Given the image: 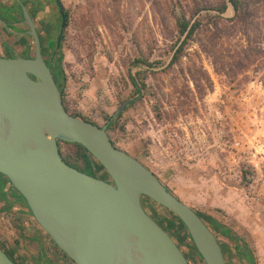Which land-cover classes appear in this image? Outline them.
Returning a JSON list of instances; mask_svg holds the SVG:
<instances>
[{
  "label": "rangeland",
  "instance_id": "rangeland-1",
  "mask_svg": "<svg viewBox=\"0 0 264 264\" xmlns=\"http://www.w3.org/2000/svg\"><path fill=\"white\" fill-rule=\"evenodd\" d=\"M60 1L67 21L54 56L61 55L66 77V109L107 124L117 147L207 220L220 216L214 200L245 198L247 235L263 246L264 0H239L238 12L228 0ZM182 19L199 23L186 39ZM127 99L130 104L110 119ZM59 148L70 163L83 166L77 144L61 141ZM79 169L108 178L97 164V172ZM0 182L14 192L2 175ZM142 202L161 226L172 217L150 198ZM170 235L192 264H204L179 221ZM217 237L227 264H247L227 237ZM50 240L25 206L14 203L0 213V244L17 263L46 264L60 255Z\"/></svg>",
  "mask_w": 264,
  "mask_h": 264
},
{
  "label": "water",
  "instance_id": "water-1",
  "mask_svg": "<svg viewBox=\"0 0 264 264\" xmlns=\"http://www.w3.org/2000/svg\"><path fill=\"white\" fill-rule=\"evenodd\" d=\"M55 1L61 18L58 46L67 14ZM21 11L33 54L0 55V175L24 197L35 221L75 264H189L168 231L144 209L146 196L180 219L205 264H227L204 219L152 170L117 147L107 124L65 108L23 4ZM131 101L120 103L110 119ZM59 140L81 144L108 178L66 162ZM0 264L18 263L0 247Z\"/></svg>",
  "mask_w": 264,
  "mask_h": 264
},
{
  "label": "trees",
  "instance_id": "trees-1",
  "mask_svg": "<svg viewBox=\"0 0 264 264\" xmlns=\"http://www.w3.org/2000/svg\"><path fill=\"white\" fill-rule=\"evenodd\" d=\"M228 1L231 3V5H232L233 9L235 10V12H238L239 9H240V7H239V2L240 1L239 0H228ZM224 9H225V4H223L219 8V12L223 11ZM198 25H199L198 21L193 22V24H189V21L187 19H182V20L179 21V30H180V33L181 34H184L185 33V39L186 38H189L193 34L194 30L196 29V27ZM183 42H184V40L175 49V51H174V53L172 55L171 60H175L177 58L178 53L182 49V43ZM60 45H61V43L58 46H56V48H54L53 52L52 51H49L45 55H47L49 57V60H46V61H47L48 65L51 68L52 74H53V76L55 78L56 84H57V86L59 88V91L61 93V96H62V94H63V88H64V83H65L66 77H65V75L63 73V70H62V68L60 66L61 55H59L58 57L54 56L56 53H58V50L60 48ZM45 55H44V57L47 58V56H45ZM131 79H132L133 82H135V80L132 77H131ZM70 113H72V112H70ZM72 114L73 115H76L78 117H81L83 119L88 120L87 118H85L83 116H80L79 114H76V113H72ZM67 143H69V142H67ZM75 144H77L81 148V150H82L81 159L83 161V166L78 167L77 165H75L73 163H70L67 159L64 158V156L62 155V153L60 151L63 159L66 162H68L71 165H75V167H77V168H83L85 166L91 168V166H93L94 171H96V164H97L99 166V168L103 169L102 165L100 163H98V161H96V162L93 161V160H95V159H93L94 157H92V155L81 144H79V143H75ZM103 170H105V169H103ZM89 174L94 175L93 173H89ZM11 187L14 189V192H11L9 194L4 189V185L1 184V182H0V199L6 204V207L0 209V213H4V211L8 210L14 203H19V204L25 206L27 208L29 214L32 216V214H31V212H30V210H29V208H28V206L26 204V201H25L24 197L12 185H11ZM142 205H143V202H142ZM196 212L204 219V221L206 222V224L215 232L216 237H217V232H219V233H221L222 235H224L225 237H227L229 239V241L233 244L234 251L236 252V254H238V256L242 260H246L247 259L246 260L247 261V264H256L255 258H254V255H253V252L249 249L248 244L241 237H239L235 232L231 231L230 229H228L227 227H225L223 224H220L219 222H217L213 218L208 217L210 219L207 220L206 217L203 214H201L199 211L196 210ZM176 221H179L182 224V222L180 221V219L175 214H173V213H172V217H170V218L164 217L163 218V223H164L163 227L168 231L169 234H170V230H172L176 226ZM183 227H184V225H183ZM185 230H186V228H185ZM187 234H188V232H187ZM188 237H189V240L191 242V246L193 247V249H195V247L192 244V241H191V238H190L189 234H188ZM0 247L9 255V257L11 259L14 260V258L12 257V255H11V253L9 251L5 250V248L1 244H0ZM222 250L224 252V248L223 247H222ZM196 253H197V256H199V258L201 259V262L204 263L202 257L199 255V253L197 252V250H196ZM64 255L67 256L65 253H64ZM184 255H185V253H184ZM185 256L188 259L187 255H185ZM189 264H192V263L189 261Z\"/></svg>",
  "mask_w": 264,
  "mask_h": 264
},
{
  "label": "flooded vegetation",
  "instance_id": "flooded-vegetation-1",
  "mask_svg": "<svg viewBox=\"0 0 264 264\" xmlns=\"http://www.w3.org/2000/svg\"><path fill=\"white\" fill-rule=\"evenodd\" d=\"M5 1H6V4L12 3L14 5V7L16 9V13L18 14V19L12 20L11 18H9V23H6L4 28L3 27L1 28V23H0V38H3L4 35H8L10 37H13V35H14V36H18V37H24L29 42V45L26 47L27 49H25V47H24V42L20 43L19 45H14V47H15V55L14 56L18 55V56L28 57V56H31L33 54V39H32V36L28 34V30H29L28 24L26 22H24V20H23L22 11H21V4L25 5V7L27 8L29 15L32 18V21L35 25V29H36L37 34L39 36L41 52L43 54V57L47 52H49V51L53 52L54 48H56V46H57V38H58V33H59V29H60V22H61V18H60V14H59V11H58V8L56 5V1L55 0H19V1H17V0H5ZM44 10H46L48 12V14L47 13L44 14V12H43ZM54 15L57 16V22L55 21V19H53ZM0 19H1V17H0ZM0 22H2V19ZM14 22H20L21 24L19 27L16 28L14 25ZM54 25L56 27H54ZM41 29L44 32H41ZM62 35H63V32H62ZM44 38L49 39L48 40L49 45L47 48L43 47L44 46ZM61 40H62V36L60 39V43H61ZM11 41H13V40H11ZM45 49L47 50L46 52H45ZM1 56H3V55H1ZM14 56H12V57H14ZM45 56H47V55H45ZM44 59H45V61L49 60V57L48 56H47V58L44 57ZM60 142H61V140H59V144H60ZM63 142H65V141H63ZM101 177L106 178L103 176H101ZM151 217H153V216H151ZM154 219L157 220L156 218H154ZM50 241L52 242L51 244H52L53 248L55 250H58V252H60V255L57 254L58 256L49 257L48 259H46V262H45L46 264H75L69 257L64 255L63 251L60 250L53 243L52 240H50Z\"/></svg>",
  "mask_w": 264,
  "mask_h": 264
},
{
  "label": "crops",
  "instance_id": "crops-1",
  "mask_svg": "<svg viewBox=\"0 0 264 264\" xmlns=\"http://www.w3.org/2000/svg\"><path fill=\"white\" fill-rule=\"evenodd\" d=\"M0 5H1L0 6V14H1L0 17L2 19V22L0 23H1V28L2 27L4 28L6 23H9V18H11L12 20H16L18 19V14L16 13V9L12 3L6 4V1L3 0V1H0ZM20 24H21L20 22H14V25L16 28L19 27ZM22 42H24V47L25 49H27L26 47L29 45V42L24 37H18L14 35L13 37H10L8 35H4L3 38H0V55L6 56V57L14 56L15 55L14 45H19ZM214 203H217V206L220 208L217 210L220 216L216 217L214 215H208V214L207 215L213 218L214 220H216L217 222H219L220 224L228 226V229L235 232L239 237H241L248 244L249 249L253 252L256 264H264V249H262L264 245L260 246L258 243L251 241L252 237L247 235V201L246 199L244 198L240 202H237V201L231 202L227 200L216 199L214 200Z\"/></svg>",
  "mask_w": 264,
  "mask_h": 264
}]
</instances>
